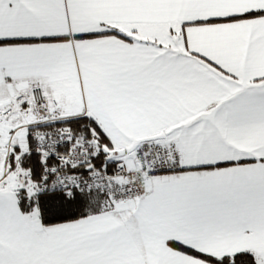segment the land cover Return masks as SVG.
<instances>
[{"label":"snow or ice","instance_id":"obj_1","mask_svg":"<svg viewBox=\"0 0 264 264\" xmlns=\"http://www.w3.org/2000/svg\"><path fill=\"white\" fill-rule=\"evenodd\" d=\"M0 264H264V0H0Z\"/></svg>","mask_w":264,"mask_h":264}]
</instances>
